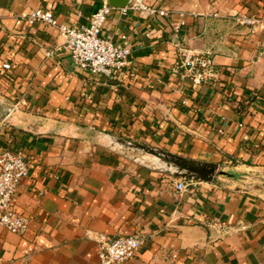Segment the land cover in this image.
Returning a JSON list of instances; mask_svg holds the SVG:
<instances>
[{
	"label": "crops",
	"instance_id": "crops-1",
	"mask_svg": "<svg viewBox=\"0 0 264 264\" xmlns=\"http://www.w3.org/2000/svg\"><path fill=\"white\" fill-rule=\"evenodd\" d=\"M138 1L170 15L112 8L102 35L128 44L133 63L113 79L48 56L58 29L23 18L42 9L79 29L104 0H0V150L30 164L16 198L29 229H0V264H100L103 238L138 232L146 243L127 264H264V30L234 21H264V0ZM178 47L209 53L218 80L195 87L173 76ZM101 134L224 174L191 183Z\"/></svg>",
	"mask_w": 264,
	"mask_h": 264
},
{
	"label": "built area",
	"instance_id": "built-area-1",
	"mask_svg": "<svg viewBox=\"0 0 264 264\" xmlns=\"http://www.w3.org/2000/svg\"><path fill=\"white\" fill-rule=\"evenodd\" d=\"M128 9L145 13L155 21L170 15L164 9L145 5L138 0H131L123 11ZM111 11L112 7L104 0L101 7L90 17L89 24L79 29L60 25L52 12L42 9L31 11L23 18L30 25L39 22L58 29L63 41L49 52L48 56L58 52L65 53L70 56L76 67L90 75L123 79L133 64L132 50L128 44L116 43L102 35L103 26ZM234 21L249 28L253 33L264 30V21L256 17L239 14ZM181 25H184L183 21ZM122 39L127 40L125 36ZM179 74L195 87L212 84L218 80V73L209 53L183 47H178L177 63L172 69L173 76L177 77ZM29 171L30 164L22 151L0 150V229L19 236L28 232L30 224V219L18 212L16 201L18 189L28 178ZM187 187L185 180L177 182L175 186L181 193L186 191ZM213 227L218 233L230 234V229L222 223L218 222ZM145 243L146 236L142 232L103 238L98 246L100 264H127L137 256Z\"/></svg>",
	"mask_w": 264,
	"mask_h": 264
},
{
	"label": "water",
	"instance_id": "water-1",
	"mask_svg": "<svg viewBox=\"0 0 264 264\" xmlns=\"http://www.w3.org/2000/svg\"><path fill=\"white\" fill-rule=\"evenodd\" d=\"M107 1L112 8L124 9L129 5L131 0ZM8 113L9 110H4L1 116L6 117ZM99 137L111 147L123 151H135L145 155L150 158L157 170L176 178L211 183L217 176L224 174L220 171V165L216 163L189 160L158 148L124 140L108 134H101Z\"/></svg>",
	"mask_w": 264,
	"mask_h": 264
}]
</instances>
